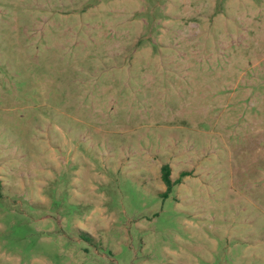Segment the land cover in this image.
Wrapping results in <instances>:
<instances>
[{
  "label": "rangeland",
  "instance_id": "obj_1",
  "mask_svg": "<svg viewBox=\"0 0 264 264\" xmlns=\"http://www.w3.org/2000/svg\"><path fill=\"white\" fill-rule=\"evenodd\" d=\"M0 264H264V0H0Z\"/></svg>",
  "mask_w": 264,
  "mask_h": 264
},
{
  "label": "trees",
  "instance_id": "obj_2",
  "mask_svg": "<svg viewBox=\"0 0 264 264\" xmlns=\"http://www.w3.org/2000/svg\"><path fill=\"white\" fill-rule=\"evenodd\" d=\"M169 174H170V169H169V167L166 166V165L162 166V167H161V180H162V182L167 186V189H168V190L170 189V187H171L173 184H177V183L180 182V178H179V180H176L175 182H172V181L170 180V176H169ZM185 175H187V173H186V172H182L180 177H184Z\"/></svg>",
  "mask_w": 264,
  "mask_h": 264
}]
</instances>
